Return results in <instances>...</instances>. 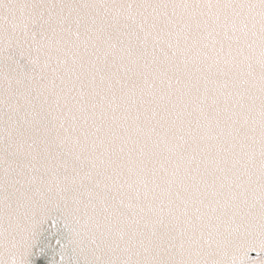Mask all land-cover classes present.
Listing matches in <instances>:
<instances>
[{"label": "snow or ice", "instance_id": "6c2138e0", "mask_svg": "<svg viewBox=\"0 0 264 264\" xmlns=\"http://www.w3.org/2000/svg\"><path fill=\"white\" fill-rule=\"evenodd\" d=\"M0 264H264V0H0Z\"/></svg>", "mask_w": 264, "mask_h": 264}]
</instances>
